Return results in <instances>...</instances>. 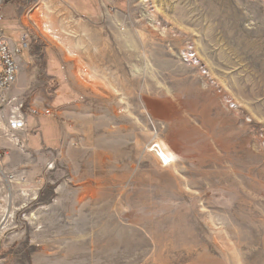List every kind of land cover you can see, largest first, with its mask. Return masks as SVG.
Listing matches in <instances>:
<instances>
[{"label":"rangeland","instance_id":"374dc122","mask_svg":"<svg viewBox=\"0 0 264 264\" xmlns=\"http://www.w3.org/2000/svg\"><path fill=\"white\" fill-rule=\"evenodd\" d=\"M66 1L7 2L61 41L29 24L20 56L59 49L79 95L31 105L18 65L2 93L0 264H264V0H113L85 25Z\"/></svg>","mask_w":264,"mask_h":264},{"label":"crops","instance_id":"0c3cea01","mask_svg":"<svg viewBox=\"0 0 264 264\" xmlns=\"http://www.w3.org/2000/svg\"><path fill=\"white\" fill-rule=\"evenodd\" d=\"M99 1L72 0L71 3L68 1L66 2L74 8L76 14L78 15V17H76L77 21H82V23L85 25L86 23H92L103 19L104 12L110 13L109 9H113L111 6L113 0H101V4ZM124 3L126 2L116 1V6L122 8ZM25 12V6L19 5L17 3H7L4 8V19L0 21V33L5 36L12 47H16L19 44V38L16 29H22L24 27L23 16ZM54 39L61 43L58 36H56ZM100 40L104 42L105 39L104 37H98L99 42ZM68 51L69 52L66 51V53L73 56L70 48H68ZM26 55L27 56L24 58H22L20 54L16 56V62L18 65V80L16 87L21 89L20 92L23 94H27L31 91L29 97V103H31V105L33 104L34 106L40 107L52 105V102L49 99V93H51V90L48 91L46 88H48V85L53 81H55L57 85L54 87V89H52V91L58 96L61 95L59 98L60 101L65 99V95L68 94L67 90L79 95V91H77V89L73 87L71 83H68L69 79L66 75L67 62L59 49L56 51L50 46L45 48L43 52L41 51L43 63H37L34 65L35 67H33L31 64L33 61L29 58L31 53L27 51ZM66 82L69 84L67 87H65ZM71 105L72 107L74 106L71 110L76 111V109L81 108V103L78 101H73ZM61 112L69 118H72V116H74V118L76 117V114L74 115V112H71L70 110H61Z\"/></svg>","mask_w":264,"mask_h":264},{"label":"built area","instance_id":"2783aa9c","mask_svg":"<svg viewBox=\"0 0 264 264\" xmlns=\"http://www.w3.org/2000/svg\"><path fill=\"white\" fill-rule=\"evenodd\" d=\"M9 0H0V21L4 19V7ZM29 24L32 26V21L29 20ZM29 24H24L22 32L19 37V44L16 47H12L5 36L0 33V100L2 93L8 90L13 84L17 75V62L16 56L21 52L22 49L28 50L31 44V36L26 28ZM23 103H20V107ZM48 112V111H46ZM27 120L23 113L15 114L8 121L7 131L11 133L13 137H17L15 133L27 132ZM15 135V136H14ZM28 138V137H27ZM27 138L17 139L15 138L16 144L21 148L26 145Z\"/></svg>","mask_w":264,"mask_h":264},{"label":"bare ground","instance_id":"6f19581e","mask_svg":"<svg viewBox=\"0 0 264 264\" xmlns=\"http://www.w3.org/2000/svg\"><path fill=\"white\" fill-rule=\"evenodd\" d=\"M44 5H45V4H44ZM42 8H43V7H42ZM40 9H41V8L37 9V10H36V13L39 12ZM40 16H41V17H40ZM40 16H39V17H40V21H37V20H36V23H35L34 21H33L32 23H33L35 26L39 27V29H40L44 34H46V35H51V37L56 38V35L53 34L54 30H53L51 24L47 21V18L45 17V15H44V14H41ZM37 19H38V17H37ZM66 51L69 52V51H68V48L66 49ZM84 76H85V79H84V80H85L87 83H94L95 80H97L96 76H95L92 72H87ZM8 133H9V132H8Z\"/></svg>","mask_w":264,"mask_h":264}]
</instances>
